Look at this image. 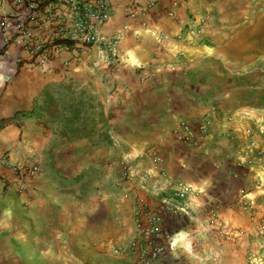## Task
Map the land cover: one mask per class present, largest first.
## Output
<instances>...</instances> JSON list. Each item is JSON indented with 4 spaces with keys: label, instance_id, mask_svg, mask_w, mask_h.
I'll list each match as a JSON object with an SVG mask.
<instances>
[{
    "label": "crops",
    "instance_id": "crops-1",
    "mask_svg": "<svg viewBox=\"0 0 264 264\" xmlns=\"http://www.w3.org/2000/svg\"><path fill=\"white\" fill-rule=\"evenodd\" d=\"M109 2L111 16L96 27L98 44L70 46L46 67L30 64L16 45L0 55V118L29 110L50 81L86 87L102 112L98 126L104 136L100 148L86 154L88 160L104 161L105 177L97 195L88 196L86 247L92 262L138 264L129 251L137 199L153 206L182 183L190 188L185 211L165 224L172 245L154 264H204L210 247L203 211L214 209L226 218L223 209L233 206L240 191L254 193L252 178L259 172L248 164L238 166L243 159L238 145L224 133L233 131L234 121L217 120L197 148L181 143L177 132L181 122L197 123L212 106L223 113L264 110L244 97L254 90L249 80L264 54V0H158L134 15L127 11L130 0ZM2 8L10 10L8 0ZM109 40L116 41L114 54L102 43ZM35 126L26 120L20 128L11 124L0 130V158L9 151L6 162L0 160L5 183L15 179L11 165L26 150L28 131ZM76 141L91 142L89 137ZM4 186L0 184V264H18L15 245L30 251V209L26 225L17 229L10 200L15 187ZM115 248L122 249L119 255ZM46 251L44 246L39 253L45 256Z\"/></svg>",
    "mask_w": 264,
    "mask_h": 264
},
{
    "label": "rangeland",
    "instance_id": "rangeland-1",
    "mask_svg": "<svg viewBox=\"0 0 264 264\" xmlns=\"http://www.w3.org/2000/svg\"><path fill=\"white\" fill-rule=\"evenodd\" d=\"M48 83L55 84L57 117L34 120L36 126L28 131L26 150L20 151L11 165L15 179L6 183L0 179L5 188L15 187L10 200L15 202L12 212L17 229L26 225L27 208L30 209V251L15 245L16 260L18 264H94L86 247L87 211L92 202L88 196L97 195L98 187L103 185L104 161L88 160L86 154H94L101 146L104 136L98 125L102 123V112L86 87L79 88L78 82ZM249 83L254 90L244 97L264 107V54L255 64ZM79 101L82 105L76 107ZM226 114L237 124L233 131L224 133L238 145L239 156L243 157L238 159V166L248 164L259 174L256 172L252 178L251 196L240 191L233 206L223 209L226 218H220L214 209L203 211L209 225L205 239L210 247L204 264H264V110ZM247 127L249 133L245 131ZM87 137L90 145L76 141ZM8 153L4 151L0 160H7ZM90 161L93 163L87 167ZM25 164L37 165L38 173L20 178L19 168ZM44 246L45 256L39 253ZM121 251L115 248L113 253L119 255Z\"/></svg>",
    "mask_w": 264,
    "mask_h": 264
},
{
    "label": "built area",
    "instance_id": "built-area-1",
    "mask_svg": "<svg viewBox=\"0 0 264 264\" xmlns=\"http://www.w3.org/2000/svg\"><path fill=\"white\" fill-rule=\"evenodd\" d=\"M0 0V55L16 45L29 57L34 66L46 67L63 52L73 47H90L101 42L96 27L112 14L109 0H8L10 10L2 8ZM158 0H130L129 15L146 12ZM115 53V40L102 42ZM232 116L212 106L197 123L181 122L177 138L187 147L197 148L211 135L217 120L231 123ZM250 132V128L245 129ZM3 162L6 161L2 158ZM156 162L162 164L159 156ZM38 166L25 164L19 168L20 178L38 173ZM160 173L165 176V170ZM190 188L182 183L173 186L170 196L160 197L155 205L137 199L134 211V237L129 251L138 264H154L167 246L171 233L165 224L185 211ZM137 198V196H136Z\"/></svg>",
    "mask_w": 264,
    "mask_h": 264
},
{
    "label": "trees",
    "instance_id": "trees-1",
    "mask_svg": "<svg viewBox=\"0 0 264 264\" xmlns=\"http://www.w3.org/2000/svg\"><path fill=\"white\" fill-rule=\"evenodd\" d=\"M55 84L47 83L42 90L33 98L29 110H17L11 115L0 118V130L8 125H22L26 120L42 121L44 118H55L59 112L56 97L53 95ZM79 101L76 107H81ZM78 109L75 110L78 113ZM75 113V114H76Z\"/></svg>",
    "mask_w": 264,
    "mask_h": 264
},
{
    "label": "clouds",
    "instance_id": "clouds-1",
    "mask_svg": "<svg viewBox=\"0 0 264 264\" xmlns=\"http://www.w3.org/2000/svg\"><path fill=\"white\" fill-rule=\"evenodd\" d=\"M173 239H176L177 241H179V240H182L183 237L175 236V237H173Z\"/></svg>",
    "mask_w": 264,
    "mask_h": 264
}]
</instances>
